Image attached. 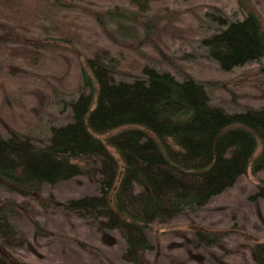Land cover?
Masks as SVG:
<instances>
[{
  "label": "trees",
  "instance_id": "trees-1",
  "mask_svg": "<svg viewBox=\"0 0 264 264\" xmlns=\"http://www.w3.org/2000/svg\"><path fill=\"white\" fill-rule=\"evenodd\" d=\"M151 1L0 0V55L19 44L32 54L25 60L60 63L51 87L57 107L67 111L65 122L46 124L40 135L11 127L0 131V190L30 197L44 185L89 178L96 193L71 198L62 208L92 221L100 232H116L125 244L123 259L131 264L153 249L149 225L197 211L233 187L258 146L253 171L264 170V67L256 80L262 104L230 112L212 104L204 82L188 75L178 79L142 62L143 55L131 63L137 74L118 71L122 63L114 50L92 45L81 31L86 19L119 46L137 26L147 38L160 28L152 16L140 18ZM237 2L241 19L219 8L203 14L210 34L201 46L225 72L264 59L259 11L252 0ZM172 24L163 32L183 31ZM74 64L77 76L69 88L63 72ZM7 85L0 81V90ZM255 195L264 198V187ZM15 212L12 203L0 206L5 241L18 237L10 219ZM196 236L206 245L217 243V235ZM251 259L264 264V242L255 244ZM0 264L12 263L0 254Z\"/></svg>",
  "mask_w": 264,
  "mask_h": 264
},
{
  "label": "rangeland",
  "instance_id": "rangeland-1",
  "mask_svg": "<svg viewBox=\"0 0 264 264\" xmlns=\"http://www.w3.org/2000/svg\"><path fill=\"white\" fill-rule=\"evenodd\" d=\"M252 3L264 28V0ZM212 8L221 9L230 19L243 17L237 0H152L140 18L152 16L159 31L146 38L136 25L119 42L123 46L110 40L112 34L92 29L86 19L80 25L92 45L114 50L122 63L117 70L122 73L137 74L130 69L131 63L143 55L142 62L170 71L178 79L188 75L204 82L215 106L230 112L257 108L262 101L257 98L256 82L264 59L229 72L220 70L201 46V40L210 34L203 14ZM169 22L183 31L163 32ZM28 49L14 44L10 54L0 55V81L8 84L0 90L1 132L11 127L40 131V135L46 124L63 123L67 118V111L57 107L51 87L56 86L54 76L60 73V63L48 58L25 60L26 55L32 56ZM9 66L22 71H10ZM74 67L68 71L64 67L69 88L77 76ZM259 153L260 146L247 172L203 208L183 212L169 223L149 225L146 232L153 249L141 256L139 264H253L252 248L264 242V198L255 195L264 187V170L254 172L252 165ZM96 188L92 180L78 176L44 185L30 197L0 190V206L15 205L10 219L18 232L13 240L0 238V254L12 264H131L123 259L125 244L116 232H100L92 221L62 208L67 200L92 195ZM198 231L217 235V243L199 242Z\"/></svg>",
  "mask_w": 264,
  "mask_h": 264
}]
</instances>
